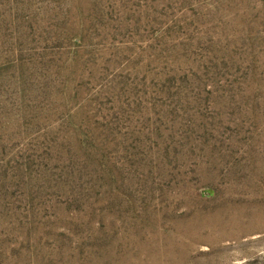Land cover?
<instances>
[{
	"label": "rangeland",
	"instance_id": "374dc122",
	"mask_svg": "<svg viewBox=\"0 0 264 264\" xmlns=\"http://www.w3.org/2000/svg\"><path fill=\"white\" fill-rule=\"evenodd\" d=\"M215 212L242 235L186 264H264V0H0V264H137Z\"/></svg>",
	"mask_w": 264,
	"mask_h": 264
},
{
	"label": "bare ground",
	"instance_id": "6f19581e",
	"mask_svg": "<svg viewBox=\"0 0 264 264\" xmlns=\"http://www.w3.org/2000/svg\"><path fill=\"white\" fill-rule=\"evenodd\" d=\"M239 220L240 217L235 214L218 212L213 215L198 214L190 220L177 223L172 232L159 234L154 251L150 252L151 259H138L137 264H186L190 261L189 253L197 243L216 244L226 238L241 236V232L228 233L225 230L227 227H237Z\"/></svg>",
	"mask_w": 264,
	"mask_h": 264
}]
</instances>
